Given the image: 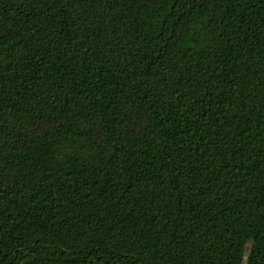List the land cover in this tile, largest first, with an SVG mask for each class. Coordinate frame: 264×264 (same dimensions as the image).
I'll list each match as a JSON object with an SVG mask.
<instances>
[{
	"label": "trees",
	"instance_id": "trees-1",
	"mask_svg": "<svg viewBox=\"0 0 264 264\" xmlns=\"http://www.w3.org/2000/svg\"><path fill=\"white\" fill-rule=\"evenodd\" d=\"M264 264V0H0V264Z\"/></svg>",
	"mask_w": 264,
	"mask_h": 264
},
{
	"label": "rangeland",
	"instance_id": "rangeland-1",
	"mask_svg": "<svg viewBox=\"0 0 264 264\" xmlns=\"http://www.w3.org/2000/svg\"><path fill=\"white\" fill-rule=\"evenodd\" d=\"M124 264H135V263H133L131 261H126Z\"/></svg>",
	"mask_w": 264,
	"mask_h": 264
}]
</instances>
